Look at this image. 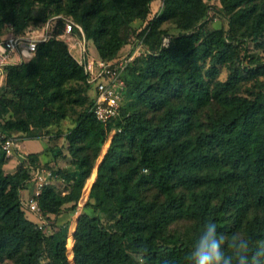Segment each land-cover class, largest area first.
<instances>
[{"label":"trees","instance_id":"16d2710c","mask_svg":"<svg viewBox=\"0 0 264 264\" xmlns=\"http://www.w3.org/2000/svg\"><path fill=\"white\" fill-rule=\"evenodd\" d=\"M153 3L0 0V41L6 23L23 36L53 21L60 34V26L73 22L104 61L120 59L143 37L148 51L125 73L134 94L114 127L117 132L86 203L94 213L104 214L111 228L98 216L82 213L71 229L68 223L47 235L21 199V192L34 184V173L44 170L51 173L50 180L67 182L70 191L63 195L54 185H45L37 199L42 213L59 216L72 203L71 211L77 210L113 130L93 115L94 95L81 102L85 109L65 134L74 170L46 169L41 155L32 153L19 170L6 174L9 159L0 147V264H191L188 256L207 221L228 237L238 233L253 248L264 240V62L251 67L239 62L240 46L248 39L264 49V0H220L229 29L212 31L203 0H164L159 16L149 19ZM135 21L146 26L129 39L125 31ZM167 22L183 33H162L159 28ZM157 31L161 34L154 48ZM165 37L170 38L168 48L162 46ZM237 62L227 81H217L220 66ZM5 71L0 120L12 110L26 114L0 126L6 135L59 124L69 103L83 98L81 84L95 92L67 44L56 39L39 44L31 60ZM252 81L257 91L241 94ZM213 103L220 110L198 130L199 112ZM148 188L161 200L148 199ZM181 219L191 221L190 228L184 234L168 233Z\"/></svg>","mask_w":264,"mask_h":264},{"label":"rangeland","instance_id":"374dc122","mask_svg":"<svg viewBox=\"0 0 264 264\" xmlns=\"http://www.w3.org/2000/svg\"><path fill=\"white\" fill-rule=\"evenodd\" d=\"M154 3L151 8V13L149 15V19H152L153 17L159 16L161 13V10L163 8L164 0H153ZM208 6H209V14L207 17V29L209 31L217 30L224 28L225 30L229 29L228 26V15L223 10L220 0H203ZM53 23V22H52ZM77 24V23H76ZM146 26V23L142 21H135L126 31L125 33L128 34L129 39H133L142 29ZM160 31L162 33H167L169 35H172L174 37L182 34L183 32L177 27V25L173 22H167L163 24L160 28ZM3 31L5 34L13 32L12 31V25L10 23H6L3 27ZM60 34L63 32L62 27H59ZM157 31L155 33V36L153 37V45L155 48L156 41L158 38V34H161ZM64 43V40H61ZM67 46L69 48V51L71 52L74 57L77 59L80 58V49L86 48L89 55L93 58H98V52L95 48V45L92 41L84 40V37L77 33V36H75V39L71 40ZM264 43V39L261 41ZM80 45H82L80 47ZM260 44L255 43L251 41L250 39L247 40L245 43V46H240L242 49L241 58L239 60L240 67H251L255 63H263L264 62V49L259 46ZM238 67L237 64H227L224 66L219 67V75L217 77V81L225 82L227 81L230 74H232V68ZM205 70L209 68V65L204 66ZM5 83V80L3 81L2 87L0 88V95L4 93L5 89L3 87ZM82 86V99L78 98V102L76 103H69L68 105V115L67 117L61 121L59 124L53 125L47 129L39 130L35 128V126H32V130L27 133H20L16 131L8 132V135L11 137H15L19 140L21 150L27 151L29 153L37 152L39 155H41V164L45 165L46 169H53V170H74V162L72 161L71 156L68 153V142L65 139V134L69 132L72 128L75 127L79 115L82 113V111L85 109V106L83 105V100L85 98H88L89 101L94 97L95 92L94 90L90 88H86L85 85H79V87ZM248 91H257V87L254 86V81L246 83L242 89L240 90V93L243 95L249 94ZM134 94V88L130 87L126 93V96L122 102V112L127 107V104L132 99ZM11 97L12 94H10ZM77 95H75L74 100H76ZM14 98V97H13ZM17 101V100H16ZM220 110V107L213 103L211 106L204 108L199 112V125H201L198 130H204L206 128L208 117L215 115L216 112ZM18 111V110H17ZM147 116L150 118H153L154 113L150 111H146ZM26 114L25 112H16L11 111L9 114L3 117V119L0 120V126H3L7 121L9 120H17L19 118H25ZM1 128V127H0ZM110 145V141L107 139L106 144L103 147V151L101 154V157L99 161L96 164V168L93 172L92 177L87 181L82 195L80 199L77 202V210L71 211L72 204H68L64 207L62 213L58 216H48L45 214L39 215L35 214L33 211L29 210L30 218L34 221H38L39 225L43 228V230L46 232L47 235H51L52 232L56 231V228L63 227L66 224L69 223L70 229L71 226L75 221H78V217L82 213H87L91 216H98L103 225L106 228H111L112 222H110L104 214L100 213H94L92 209L86 208V203L88 201V197L90 194V190L92 188L93 183L95 182L97 178V168L99 167L101 160L103 159L104 155L108 151ZM39 151H41L39 153ZM22 162L21 159L18 158H11L8 160V163L5 166V173L6 174H12L20 169V163ZM49 184L54 185V187L59 191V193L65 195L70 191V185L67 182H57L54 180H48ZM91 184V186H89ZM35 186L34 184L29 185V187L24 191L23 197L26 199L25 202H27L29 195L30 198L34 195ZM145 195L148 199H158L161 200V197L158 196L157 191L153 188H148L145 191ZM192 222L186 219H181L175 223H173L169 229L168 233H178V234H184L191 226ZM70 260V258H69Z\"/></svg>","mask_w":264,"mask_h":264},{"label":"built area","instance_id":"2783aa9c","mask_svg":"<svg viewBox=\"0 0 264 264\" xmlns=\"http://www.w3.org/2000/svg\"><path fill=\"white\" fill-rule=\"evenodd\" d=\"M78 29V32L77 30ZM77 33L84 37L81 27L68 22L61 34H56V21L47 23L42 28H32L23 35L17 36L14 32L7 33L0 41V88L6 78L5 69L9 66H14L31 60L41 43L50 40H64L68 45L75 39ZM144 39H136V41L129 47L128 51L118 60L107 62L100 58H93L89 55L87 49L84 47L80 49V58L75 59L84 68L87 76V82L93 85L95 89V102L92 107V113L95 118L107 130L113 127L108 140L111 142L117 128H114L122 119V102L128 91L125 73L129 66L138 59L143 58L148 54L144 47ZM170 45V38L165 37L162 41V46L168 48ZM118 132L120 130L118 129ZM0 147L5 152L6 157L11 159L13 157L24 161L28 155L21 150L20 142L17 138L8 136L0 132ZM51 173L44 170H38L34 173V195L23 203L27 210L33 211L40 215L42 211L38 203L40 196L48 180L51 179Z\"/></svg>","mask_w":264,"mask_h":264},{"label":"clouds","instance_id":"9594fccd","mask_svg":"<svg viewBox=\"0 0 264 264\" xmlns=\"http://www.w3.org/2000/svg\"><path fill=\"white\" fill-rule=\"evenodd\" d=\"M226 248L230 252H226ZM191 264H264V240L255 242L233 233L231 237L217 232V225L207 221L188 256Z\"/></svg>","mask_w":264,"mask_h":264},{"label":"crops","instance_id":"0c3cea01","mask_svg":"<svg viewBox=\"0 0 264 264\" xmlns=\"http://www.w3.org/2000/svg\"><path fill=\"white\" fill-rule=\"evenodd\" d=\"M73 56H74V55H73ZM25 152H26L27 154L37 153V152L29 153V152H27V151H25ZM40 152H41V151H39V153H40ZM4 169H5V167H4ZM24 191H26V190H24ZM24 191L21 192V199H22V202H23V203H24V201H26V199L23 197V194H22ZM29 198H30V195H29ZM29 198H28V199H29ZM33 221H34V220H33ZM35 222H38V221H35Z\"/></svg>","mask_w":264,"mask_h":264},{"label":"water","instance_id":"95a60500","mask_svg":"<svg viewBox=\"0 0 264 264\" xmlns=\"http://www.w3.org/2000/svg\"><path fill=\"white\" fill-rule=\"evenodd\" d=\"M74 239V238H73Z\"/></svg>","mask_w":264,"mask_h":264}]
</instances>
